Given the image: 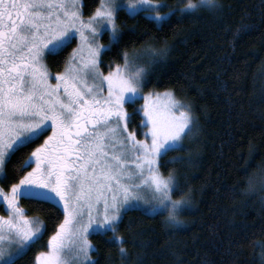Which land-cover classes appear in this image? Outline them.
I'll list each match as a JSON object with an SVG mask.
<instances>
[{"label":"snow or ice","instance_id":"1","mask_svg":"<svg viewBox=\"0 0 264 264\" xmlns=\"http://www.w3.org/2000/svg\"><path fill=\"white\" fill-rule=\"evenodd\" d=\"M165 7L169 10L162 12ZM217 7V0H182L177 8L162 0H100L85 22L81 0H0V179H7L6 165L18 150L43 137L21 165L35 167L9 191L0 187V201L9 213L0 215V264H16L44 229L19 206L21 196L58 198L63 209L64 219L49 238V250L38 254V264H94L90 230H111L126 254L122 237L115 234L122 213L133 209L145 214L162 210L167 223H181L179 213L190 201L186 194L174 198V192L183 190L171 173H160L159 159L184 148V138L194 129L190 105L172 91L144 95L146 67L140 56L123 52L124 65H108L105 75L100 54L108 46L99 36L107 31L110 43H119L118 9L143 12L159 26L176 12ZM77 34L81 44L65 70L51 75L43 53L57 54ZM164 54L149 48L143 55ZM140 98L145 103L135 112L145 118V140L129 130L133 114L125 109ZM257 183L264 191V173L248 177L249 190Z\"/></svg>","mask_w":264,"mask_h":264},{"label":"trees","instance_id":"2","mask_svg":"<svg viewBox=\"0 0 264 264\" xmlns=\"http://www.w3.org/2000/svg\"><path fill=\"white\" fill-rule=\"evenodd\" d=\"M217 3L214 10L175 14L159 26L142 13L117 14L120 40L103 53L102 71L122 65L123 52L138 56L149 48L165 50L162 56H141L143 91H172L190 105L192 134L184 138L183 149L169 151L160 161L162 174L171 173L183 190L174 198L186 194L190 203L179 213L178 225L167 223L165 214L127 211L115 234L122 237L126 254L112 231L93 234L94 264H264V191L248 187L249 176L264 173V0ZM99 5L100 0H82V15L92 16ZM103 41H110L108 34ZM74 45L46 55L50 74L64 71ZM142 103L127 105L133 114L129 129L139 136L147 130L141 112H135ZM42 142L12 156L7 179H0L6 192L31 171L33 164L21 165ZM173 157L179 159L172 162ZM19 205L43 222L44 231L16 264H36L64 214L40 199L21 197Z\"/></svg>","mask_w":264,"mask_h":264},{"label":"rangeland","instance_id":"3","mask_svg":"<svg viewBox=\"0 0 264 264\" xmlns=\"http://www.w3.org/2000/svg\"><path fill=\"white\" fill-rule=\"evenodd\" d=\"M118 2H119V0H118ZM162 2L163 3H165V4H167V5H170V6H172L173 8H177V7H180V6H182V0H162ZM100 6V5H99ZM120 10H123V9H118L117 10V12H116V17H117V14H118V12L120 11ZM169 9L167 8V7H165V8H162L161 9V11L162 12H167ZM80 11H81V13H82V0H81V9H80ZM125 11V10H124ZM127 12V11H126ZM128 14H130L129 12H127ZM138 13H142V14H144L143 12H137L136 14H138ZM135 14V15H136ZM176 14H179V15H181L179 12H176ZM131 15V14H130ZM145 15V14H144ZM83 16V15H82ZM146 16V15H145ZM147 17V16H146ZM88 18L89 17H84L83 16V19H84V21L86 22L87 20H88ZM149 18V17H148ZM151 19V18H150ZM117 20V19H116ZM152 20H154V19H152ZM155 21V20H154ZM116 27H117V29H118V26H117V22H116ZM87 34V33H86ZM105 34H108V32L107 31H103L102 33H101V35L99 36V42L101 43V44H103V45H106V46H108V47H106L102 52H101V54H100V59H101V61H102V55H103V53L110 47V45L112 44V43H110V41L108 42V43H105L104 41H103V37H104V35ZM109 35V34H108ZM109 38H110V36H109ZM72 41H75V45H74V47H73V49H76V48H78V46H80V44H81V41H80V38H79V35L77 34V35H75L74 37H73V40ZM71 41V42H72ZM62 50V49H61ZM58 51H60V50H58ZM144 52L145 51H142L141 53H139L138 54V56H144V57H146L145 55H143L144 54ZM48 54V52L47 51H45L44 53H43V63L45 64V57H46V55ZM73 54V50H72V52H71V55ZM71 55H70V57H71ZM84 55H87V52L85 51V53H84ZM69 57V58H70ZM148 57V56H147ZM124 65V63L121 65V66H123ZM100 69H101V71H102V68H101V64H100ZM65 70V69H64ZM103 72V71H102ZM50 73V72H49ZM104 73V72H103ZM105 75H107L108 73H104ZM52 75V74H51ZM51 75H50V83H53V84H55L56 83V81H55V79H52L51 78ZM145 79H146V72H145V74H144V84H145ZM144 84H143V87H144ZM143 87L141 88V92L144 94V95H148V94H150V93H164V92H148V93H145L144 91H143ZM106 94V93H105ZM176 97V96H175ZM142 101H143V103H142V105L145 103V101H144V99L143 98H140ZM176 99H178L179 100V98L178 97H176ZM139 100V99H138ZM179 101H181V100H179ZM182 102V101H181ZM183 103H185V104H187V102H183ZM127 105H128V103H126L125 104V109L127 110ZM189 105V104H188ZM191 109V108H190ZM128 111V110H127ZM129 112V111H128ZM141 115H142V118H143V120L145 119L144 118V116H143V113L141 112ZM193 116V115H192ZM142 120V121H143ZM143 125V124H142ZM130 130V129H129ZM131 131V130H130ZM147 131V130H146ZM145 131V132H146ZM136 133V132H135ZM144 133V132H143ZM143 133L142 132H140V134H142L141 136H139V135H137V133H136V138L137 139H140V140H145V139H147V137H145L144 135H143ZM50 134V132H48V134L47 135H49ZM184 141V140H183ZM43 143V142H42ZM162 157V156H161ZM161 157H160V159H159V171H160V173H162L161 172V167H160V161H161ZM33 167H35V164H33ZM175 178V177H174ZM175 183H176V180H175ZM257 186H259V183H258V185ZM260 187V186H259ZM21 197H24V196H21ZM21 197L19 198V201H18V203L20 202V199H21ZM48 202H51V203H53V204H55V205H57L59 208H61L62 209V206H61V204L58 202V198H54V199H52V200H50V201H48ZM20 206V205H19ZM62 211H63V209H62ZM144 212L146 213V210H144ZM25 213V212H24ZM9 213L7 212V210H6V206L3 204V201H0V215H3V216H7ZM124 213H122V215H123ZM149 215H155V214H150V213H148ZM158 214H165L166 215V213L165 212H163L162 210L158 213ZM29 219H31V220H33V221H36V220H38V221H40V223L42 224V225H44L43 224V222L39 219V218H35V217H29V216H27ZM122 217V216H121ZM43 231H44V229L42 230V233H41V235L43 234ZM106 231H111V230H103V229H100V230H97L96 232H92L91 230H90V233H89V236H88V239L90 240V242H91V236L93 235V234H97V233H104V232H106ZM41 235H40V237H41ZM39 237V238H40ZM38 240V239H37ZM36 240V241H37ZM92 243V242H91ZM49 244V243H48ZM31 245V244H30ZM29 245V246H30ZM93 245V244H92ZM29 246L26 248V250L29 248ZM10 251H12V250H14V249H9ZM25 250V251H26ZM48 250H49V248H48ZM93 251H94V249L93 250H90V252H89V258H90V261H92L93 262V257H92V253H93ZM36 264H38V262H37V260H36ZM74 264H79V261H75L74 262Z\"/></svg>","mask_w":264,"mask_h":264},{"label":"flooded vegetation","instance_id":"4","mask_svg":"<svg viewBox=\"0 0 264 264\" xmlns=\"http://www.w3.org/2000/svg\"><path fill=\"white\" fill-rule=\"evenodd\" d=\"M42 141H43V137H42Z\"/></svg>","mask_w":264,"mask_h":264}]
</instances>
